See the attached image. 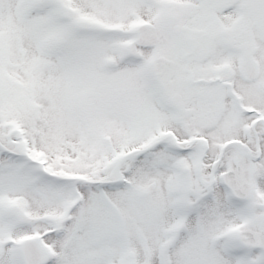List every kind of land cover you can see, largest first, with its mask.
I'll return each mask as SVG.
<instances>
[{"label":"snow or ice","instance_id":"obj_1","mask_svg":"<svg viewBox=\"0 0 264 264\" xmlns=\"http://www.w3.org/2000/svg\"><path fill=\"white\" fill-rule=\"evenodd\" d=\"M0 264H264V0H0Z\"/></svg>","mask_w":264,"mask_h":264}]
</instances>
